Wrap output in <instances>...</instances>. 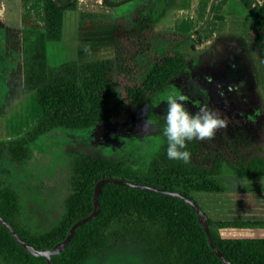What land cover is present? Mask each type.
Here are the masks:
<instances>
[{"label":"trees","instance_id":"obj_1","mask_svg":"<svg viewBox=\"0 0 264 264\" xmlns=\"http://www.w3.org/2000/svg\"><path fill=\"white\" fill-rule=\"evenodd\" d=\"M149 3L150 0H145L136 6L128 20H115L111 59L63 61L57 68L48 66L47 48L59 41L63 10H74L75 0H42L41 28L24 24L16 32L13 27H0V57L5 76L14 64L11 67L14 76L32 91L36 102L35 122L18 138L0 141V159L23 168L32 157L31 145L40 136L115 124L146 108L162 136L160 149L142 171H137L136 165L129 161L83 153L71 146L66 148L67 191L61 199V211L54 223L39 232L30 231L21 221L19 193L0 179L1 218L36 249L51 248L65 237L76 220L90 214L93 185L101 178L179 192L198 207L191 193L222 192L224 187L218 181L222 169L238 177L264 176V110L259 118L252 69L244 51L241 77L246 84L243 82L237 106L232 99L239 89L235 86L220 89L221 76L214 71L209 73L206 67L211 59L217 62L224 44L236 50L240 45L217 38L204 50L205 55L210 53L207 65L196 63L190 68L189 57L178 49L153 47L152 15L146 11ZM247 17L251 20L249 47L263 72L264 6L250 9ZM13 36L18 42H12ZM20 53L23 68L18 73L15 65ZM175 80L180 81L177 95L187 97L184 104L189 112L208 105L223 116L221 108L212 102L214 93L221 98L227 95L230 102H225V106L229 112L237 110L236 116L228 119L227 128L218 130L212 140L186 142V150L191 153L187 164L167 158V141L162 134L167 101L158 99ZM211 81L219 86L217 90L223 96L209 86ZM256 114L258 124L251 125L248 118ZM97 203L96 215L73 230L59 253L49 256L51 264H83L88 258L130 240L140 245L143 264H223L208 246L194 210L180 198L106 182L99 190ZM200 210L206 217L212 244L225 260L230 264H264V238L220 235L225 228L264 227V220L212 219ZM0 259L5 264H46L42 256H31L19 246L1 224Z\"/></svg>","mask_w":264,"mask_h":264},{"label":"rangeland","instance_id":"obj_2","mask_svg":"<svg viewBox=\"0 0 264 264\" xmlns=\"http://www.w3.org/2000/svg\"><path fill=\"white\" fill-rule=\"evenodd\" d=\"M107 1L108 3L102 5L96 0L83 6L76 5L74 10H67L66 8L63 10L61 38L59 41L48 45L47 63L49 67L57 68L63 61L85 62L111 59L113 57L115 20L117 18L128 20L133 9L145 0ZM210 1L202 0L200 3L207 5ZM101 2H104V0H101ZM41 6L42 0H0L1 26L12 27L14 25L16 26V32H18L17 28L24 25L21 22V24L15 23L17 20L20 21L18 10L20 11V8L26 10L30 8L37 15V19L34 20H38L40 23L39 25H33L41 28L43 24ZM159 6L160 0H152L146 8V11L150 12L153 17V30L155 32L164 30L184 37L188 35V38L183 37V40L176 41L170 46L173 48L178 46L180 51L189 57L188 67L191 68L196 63L198 65L206 64L210 53L205 55L204 50L209 49L214 40L208 41L201 48L195 50L198 43L197 37L202 36L209 30L211 31L209 33L218 36L220 31L224 30L229 24L221 22L215 25L210 19L206 22L204 15L206 11L203 7V11L199 9L190 12L181 8L176 13L170 6L166 8L163 16L159 17ZM215 9L216 6L214 5L212 11H215ZM86 12L95 13V16L92 18L80 17V13ZM23 16H26V14H23ZM83 21L89 22L85 28H83ZM240 30L244 33L242 27ZM79 33H84L82 36L88 38V40L83 41L86 46H80L83 42L77 39V37L80 38ZM220 38L222 41L228 39L222 36ZM14 41L18 42V39L13 36L12 42ZM157 44H160V41H156L155 45ZM224 45L221 47V55L217 57V62L214 60L213 63V59H211V62L208 61L206 69H209V73L213 71L219 73L218 76H221L219 80L220 89L227 90L229 86H235L239 89V92L232 99L238 106V98L243 94L244 80L241 73L244 71L242 69L244 46L240 43L238 45L241 48L236 50L234 46ZM20 47L21 44H18V49ZM245 47L249 49L246 42ZM22 57L21 53L17 56L15 70L18 73H21L23 68ZM13 65L10 66V72L8 69L9 74L7 73V77L3 69V58L0 60V141L18 138L36 120L34 94L31 90L23 87L22 82L18 81L20 80L19 77L17 79L14 76L11 70ZM11 71L13 75L10 77ZM179 82V80H175L167 92L177 94ZM209 84L219 95L220 90H217V84L213 81ZM256 90L259 92V89ZM167 92L162 93L158 100H165V93ZM224 96L225 98H221L214 93L215 100L213 98L212 102L221 108L223 116L230 119L231 115L236 116L234 111L237 112V110L234 109V111L230 110L229 112L225 102H230V100H226V94ZM248 120L251 125H256V121L258 122V118L255 120V118L250 117ZM47 135L49 136H40L31 145L32 157L23 168L15 167L4 158L0 159V179L14 187L19 193L20 219L30 231L34 232L45 230L59 217L61 199L67 191L65 177L66 148L71 146L83 153H96L107 158L129 161L136 165L137 171H142L153 159L162 144V136L156 129L153 119L148 116V108L115 124L81 131L62 132L59 130L56 134ZM218 181L225 187L226 194L191 193V197L198 207L210 217L221 214V201L227 200L229 195H235L238 191L247 190L254 185H263L264 178L238 177L222 169ZM235 208L240 209L239 206ZM220 234L225 237L264 238V227L225 228L220 230ZM143 262L140 245L130 240L120 243L113 249L103 251L101 255L88 258L83 264H143ZM0 264L5 263L0 259Z\"/></svg>","mask_w":264,"mask_h":264},{"label":"crops","instance_id":"obj_3","mask_svg":"<svg viewBox=\"0 0 264 264\" xmlns=\"http://www.w3.org/2000/svg\"><path fill=\"white\" fill-rule=\"evenodd\" d=\"M94 1L96 0H75V8L76 5L83 6L84 4L87 5V3L90 4L91 2ZM201 1L202 0H160V6H159L160 9L158 11L159 12L158 16L159 17L163 16L164 12L166 11V8L170 6H172V9H174L176 13L181 8L192 12L195 10L197 11L199 9L202 10L203 7L205 8L206 11V14L204 13L206 22H208V20L210 19L212 23H215V25L221 22H227L229 25H227L224 30H221L218 36L213 35V33H209L211 32L210 30L205 32L202 36H198L197 37L198 43L196 45L197 47L195 48V50L201 48L208 41L211 40L215 41V39L221 36L236 38L237 40L240 41L241 44L243 41H245L246 43H248V47L250 46L249 33L251 31V20L247 17V13L250 9L254 8L255 6H259L260 4L264 6V0H211V1L207 0L210 1V3L207 5L201 4L200 3ZM97 2L101 3L102 5L103 3H108L107 0H104V2H101V0L100 1L97 0ZM214 5L216 6V9L215 11H212ZM18 12L20 15L19 18L20 21L17 20V22L15 23L21 22L24 24H32V25L40 24L38 20H36L37 22L34 20L35 18L37 19V15L34 10L30 8L28 10L20 8V11L18 10ZM23 14H26V16H23ZM82 23H83V28L86 27V24H89V22L87 21H83ZM152 23H153V17H152ZM152 23H151V30L153 37L152 38L153 47H156L155 45L156 41H160V44H157L159 47L164 46L167 49L173 48L170 46L171 44H174V42L176 41L180 42V40H183L184 36L180 34L167 32L164 30L155 32L153 30ZM241 27L244 29V33L243 31L241 32L240 30ZM81 28L82 26L80 27V29ZM92 33H96V32H92ZM208 33L209 35L206 36V34ZM79 34H80V38L77 37L78 41L83 42L88 40V38L82 36V34L84 33H79ZM186 37L188 38L189 36L185 35L184 38ZM245 42L243 43L245 44ZM80 46L81 47L86 46V43L83 42ZM174 48L180 51L178 46ZM248 51L252 56L257 67V72L259 75V83L256 89H259L260 97L263 104V109H262L263 111L264 110V71L262 72L261 69L258 67L257 62L255 60L254 52L251 49V47H249ZM261 116L262 114L259 115V118ZM262 156L264 158V146L262 147ZM261 178H264V176ZM218 193L226 194L225 187L222 192H218ZM210 194H217V193H210ZM223 201H221L222 202V206H221L222 209L220 211L221 214L218 216H212L211 217L212 219L264 220V183L263 185H254L253 187L248 188L247 190L246 189L240 190L238 191V193H235V195H229L227 197V200H223ZM236 206H239L240 209H236L235 208Z\"/></svg>","mask_w":264,"mask_h":264},{"label":"clouds","instance_id":"obj_4","mask_svg":"<svg viewBox=\"0 0 264 264\" xmlns=\"http://www.w3.org/2000/svg\"><path fill=\"white\" fill-rule=\"evenodd\" d=\"M165 96L166 115L162 134L167 141L166 155L169 160L187 164L191 161V153L186 150V142L212 140L218 130L227 128L229 121L208 105L200 106L194 113L189 112L184 104L187 99L184 95L165 93Z\"/></svg>","mask_w":264,"mask_h":264},{"label":"water","instance_id":"obj_5","mask_svg":"<svg viewBox=\"0 0 264 264\" xmlns=\"http://www.w3.org/2000/svg\"><path fill=\"white\" fill-rule=\"evenodd\" d=\"M242 45L244 46V53L246 55V58L250 64V66H251V69H252V74H253V78H254V89H255V94L257 96V100H258V103H257L258 113L260 115L261 111L263 109V104H262V100L260 97V93L256 90V87L259 83V75L257 72V67H256V64H255L252 56L250 55L248 49L245 48V44L243 42H242ZM106 182L119 184V185H127V186H131L134 188H141V189L153 191V192L160 193V194H166V195H169L172 197H177V198L182 199L185 203H187L194 210V212L196 214L197 222L199 223V225H201V227L203 228V230L205 232L206 241H207V244L210 247V249L220 259V261L223 264H230L227 260H225L223 258L221 253L212 244L210 234H209L207 224H206V217H205L204 213L199 209V207H197L191 200H189L187 197H185L183 194H181L179 192L164 190V189H157V188L149 186V185L134 183V182L128 181V180H119L116 178H101V179L97 180L94 183L93 189H92V195H91L92 211L90 212V214L76 220L68 228L65 237L60 242L55 243L51 248H48V249H46V248H40V249L34 248L31 244H29V243L25 242L23 239H21L18 236V234L11 228V226L5 220H3L1 218V216H0V224L6 229V231L9 232V234L13 237V239L16 241V243L19 246H21L22 248H24L31 256H42L44 258L46 264H51L49 256L51 254L59 253L63 249V247L67 244V242L69 241L70 237L72 236L73 230L78 225L84 223L85 221L92 219L96 215L97 210H98V203H97L98 193H99L101 186Z\"/></svg>","mask_w":264,"mask_h":264},{"label":"flooded vegetation","instance_id":"obj_6","mask_svg":"<svg viewBox=\"0 0 264 264\" xmlns=\"http://www.w3.org/2000/svg\"><path fill=\"white\" fill-rule=\"evenodd\" d=\"M26 25V24H25ZM0 27H2L1 26V22H0ZM13 28H15L16 29V26H12ZM21 29V27H19V28H17V30L19 31ZM222 37H227V36H222ZM220 38V37H219ZM228 39H227V41H232L233 40V42H232V44H236V45H238V44H240L239 42V40H237L236 38H229V37H227ZM47 52H48V48H47ZM254 118H255V120H257V118H258V116L257 115H254ZM256 124H258V122L256 121Z\"/></svg>","mask_w":264,"mask_h":264}]
</instances>
